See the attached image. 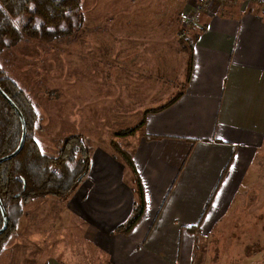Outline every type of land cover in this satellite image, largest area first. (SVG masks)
Listing matches in <instances>:
<instances>
[{
    "label": "crops",
    "instance_id": "0c3cea01",
    "mask_svg": "<svg viewBox=\"0 0 264 264\" xmlns=\"http://www.w3.org/2000/svg\"><path fill=\"white\" fill-rule=\"evenodd\" d=\"M194 2L178 1L182 17L196 13ZM197 22L181 95L144 115L127 151L144 192L139 222L121 230L137 202L134 174L105 147L91 151L89 173L66 199L63 221L84 224L102 264H264V207L251 213L262 225L234 224L264 188V7L212 0Z\"/></svg>",
    "mask_w": 264,
    "mask_h": 264
},
{
    "label": "rangeland",
    "instance_id": "374dc122",
    "mask_svg": "<svg viewBox=\"0 0 264 264\" xmlns=\"http://www.w3.org/2000/svg\"><path fill=\"white\" fill-rule=\"evenodd\" d=\"M178 1L84 0L83 26L71 37L26 39L0 55V70L33 107L29 134L44 155L56 157L72 136H81L90 151L105 147L116 153V145L127 152L144 115L184 89L197 24L182 36L191 15L182 17ZM201 1L194 2L196 10ZM177 19H185L184 25ZM259 161L264 166V156ZM249 196L254 200L246 197L236 227L263 224L262 216L251 213L262 211L264 188ZM66 202L48 196L23 204L15 229L4 237L0 264H51L54 259L102 264L87 246L84 224L63 221ZM215 244L222 247L219 237ZM200 249L214 257L205 244Z\"/></svg>",
    "mask_w": 264,
    "mask_h": 264
},
{
    "label": "trees",
    "instance_id": "16d2710c",
    "mask_svg": "<svg viewBox=\"0 0 264 264\" xmlns=\"http://www.w3.org/2000/svg\"><path fill=\"white\" fill-rule=\"evenodd\" d=\"M84 0H0V55L26 39L52 42L71 37L84 23ZM190 42L192 51L193 43ZM191 63H189V80ZM0 88L22 113L27 136L21 152L0 164V198L7 211L9 226L0 235V251L5 235L18 223L23 204L48 196L66 200L87 176L91 167V151L81 136L67 139L56 157L44 155L29 134L34 118L33 107L24 93L0 70ZM178 94L164 107L175 102ZM150 111V112H153ZM144 121L139 125L140 128ZM136 129V130H137ZM131 132H134L131 131ZM23 133L22 121L12 105L0 94V159L13 154L19 147ZM116 154L127 164L135 178L134 214L121 230L129 232L141 219L145 210L142 184L131 155L113 145ZM4 221L0 210V230Z\"/></svg>",
    "mask_w": 264,
    "mask_h": 264
},
{
    "label": "water",
    "instance_id": "95a60500",
    "mask_svg": "<svg viewBox=\"0 0 264 264\" xmlns=\"http://www.w3.org/2000/svg\"><path fill=\"white\" fill-rule=\"evenodd\" d=\"M0 94H2L4 96V98L12 105V107L15 109V111L18 113L21 121H22V125H23V133H22V139L20 142V145L18 147V149L11 155L3 157L0 159V164H3L4 162H7L11 159H13L14 157H16L22 150L24 144H25V140H26V136H27V127H26V122L25 119L22 115V113L20 112V110L18 109V107L12 102V100L3 92V90L0 88ZM0 210L3 216V221H4V225L3 228L0 230V235L4 234L6 232V230L8 229L9 226V219H8V215H7V211L1 201L0 198Z\"/></svg>",
    "mask_w": 264,
    "mask_h": 264
},
{
    "label": "built area",
    "instance_id": "2783aa9c",
    "mask_svg": "<svg viewBox=\"0 0 264 264\" xmlns=\"http://www.w3.org/2000/svg\"><path fill=\"white\" fill-rule=\"evenodd\" d=\"M209 1L210 0H202L199 4H198V6H197V10H196V13L194 14V15H191L190 17H189V19H188V21H186V23H185V28H184V31H183V35L182 36H184L185 35V37L187 36V35H189L190 34V32H191V27L193 26V25H196L197 24V19H198V15L201 13V12H204L205 10H207L208 9V7H209ZM225 2L227 1V0H224ZM251 1H255L256 3H258L259 5H261L262 7H264V0H251ZM234 3H236L237 4V1L235 0L232 4H234ZM235 5V4H234Z\"/></svg>",
    "mask_w": 264,
    "mask_h": 264
}]
</instances>
